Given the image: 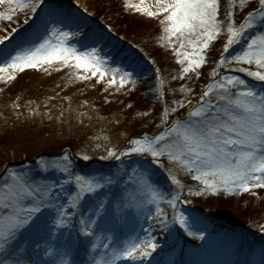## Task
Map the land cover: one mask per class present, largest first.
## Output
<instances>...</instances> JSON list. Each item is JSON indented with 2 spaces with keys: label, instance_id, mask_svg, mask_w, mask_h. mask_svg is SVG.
Masks as SVG:
<instances>
[{
  "label": "rangeland",
  "instance_id": "obj_1",
  "mask_svg": "<svg viewBox=\"0 0 264 264\" xmlns=\"http://www.w3.org/2000/svg\"><path fill=\"white\" fill-rule=\"evenodd\" d=\"M58 1L63 3L55 7L44 5L41 15L39 8L35 14L25 15L27 9L22 12L13 5L15 11H11L6 3L0 4V13L13 16L11 21L0 18V40L8 37L3 47L11 50L24 40L40 42L37 38L42 33L47 35L42 25L54 18L63 22V30L76 34L68 38V43L75 44L80 51L99 50L100 57L106 60L102 70H106L107 75L101 80L99 74L92 76L90 71L77 68L74 61L64 64L58 60L16 70L12 72L14 79L0 74V195L5 191V177H10L13 170L26 172L40 184L58 180L64 184L61 199L71 188L65 181L71 179L74 184L75 175L103 176L106 179L100 182L105 187L98 189L100 194H93L87 205L97 202L109 205V201L111 204L108 216L93 226L95 235L92 237L81 234L78 218L69 219L64 227L56 229L51 219L55 215L54 209L43 208L42 215L37 214L40 217L37 223L44 227L38 230L33 226L15 242L18 248L26 249L25 259L35 249L38 258L47 264H61V261L94 264L93 258L101 259L105 243L112 241L117 249H123L130 243L149 238L157 245L151 256L135 262L119 260L117 264H249L258 258L254 253L264 246V241L260 240L264 237L246 232L255 224L259 234L264 235V188H252L249 192H229L220 188L216 193L227 192L232 203L223 209L206 203L208 196L215 192L206 190L201 180L193 179L196 173L188 172L180 161L163 156L157 163L150 154L141 157L136 153L121 155V152L126 151L134 139L167 137V130L177 121L187 122L193 111H208L207 105L202 109L199 107L201 95L209 86L215 89L218 83H227L225 76H239L249 87L259 88L260 82L247 72L264 69H259L255 63L234 59L246 49L248 37L227 53L223 50L230 35L227 23L234 22L239 27L247 16L244 12L261 7L259 0H243V3L241 0H218V19L224 21L220 32L204 50L205 62L187 73L183 69L188 65L180 63L183 56L176 51L180 48V40L171 37L173 43H170L165 31L168 22L162 23L166 13L153 17L147 11H137L129 6L134 4L158 11L157 0H143V3L141 0ZM84 13L98 18L119 39L108 36V31L98 30ZM227 13L231 16L225 19ZM157 36L163 38V42ZM185 44L181 53L192 51L186 40ZM170 49L172 61L168 56ZM222 55L226 60L220 65ZM118 67L122 71L117 75V82L110 85L108 81ZM123 72L133 75L125 77L126 82L121 86L119 79ZM214 73L218 75L214 76ZM239 90L234 88L233 92ZM205 99L215 103L218 98L210 94ZM109 150L116 155L109 156ZM65 154L71 161L69 171L74 172L73 176L63 175L59 170L48 173L40 170L41 159L62 160ZM74 156L76 158H72ZM85 156L88 159H84ZM145 169L150 173L152 183L163 193L164 199L159 201L163 215L157 212L156 203L147 200L131 210L117 207L130 179L135 184L140 179L137 171ZM113 173L123 179L109 186L107 179L116 178ZM128 191L132 189L128 188ZM173 195L178 196L177 212L189 217V229L173 222V208L167 203ZM44 200L48 205L47 195ZM165 216L167 230L160 226V220ZM211 217L229 222L239 230L227 229L220 221L214 224ZM189 231L194 234L190 235ZM37 244L39 248H36ZM0 258H5L3 253ZM9 264H12L11 259Z\"/></svg>",
  "mask_w": 264,
  "mask_h": 264
},
{
  "label": "snow or ice",
  "instance_id": "obj_2",
  "mask_svg": "<svg viewBox=\"0 0 264 264\" xmlns=\"http://www.w3.org/2000/svg\"><path fill=\"white\" fill-rule=\"evenodd\" d=\"M241 2L243 3V0ZM4 3L11 11H15V8L22 12L27 9L28 11L24 13L27 15L35 14L43 0H0V4ZM259 4L261 7L248 12L239 27H236L234 22L227 23L230 35L227 37V43L223 45V50L227 53L232 46L240 44L248 37L246 49L242 55H237L234 59L248 64L255 63L259 69H264V31H261L264 29V0H259ZM129 6L136 8L137 11H147V14L153 17L166 13L162 23L168 22L165 31L169 34L170 43H173L171 37L180 40V48L176 51L183 56L180 63L186 62L188 65L183 69L185 73L205 62L203 52L208 49L209 43L216 39L224 22L218 19L220 15L218 0H157L158 11L134 4ZM230 16L231 13H227L225 19ZM0 18L11 21L13 16L0 13ZM62 24V21L49 19L44 27V33L47 35L42 33L37 38L40 42L24 40L11 50L3 47L7 36L0 40V74H7L9 79H14L12 72L16 70L23 71L25 68H35L42 63L58 60L64 64L74 61L77 68L90 71L92 76L99 74L103 80L107 75V71L102 70L106 60L100 57L99 50L89 48L80 51L75 44L68 43V38L76 34L63 30ZM254 32L260 34L256 35ZM185 40L192 51L181 53L180 49L186 47ZM225 60L226 57L222 55L219 64L223 65ZM121 71L119 67L113 70L112 78L108 81L110 85L117 82V75ZM132 75V72H123L119 79L120 85L125 84V77L131 78ZM213 75L216 76L218 73ZM247 75L260 82L259 88L249 87L239 76H225L227 83H218L215 89L209 86L201 95L199 107L202 109L207 105L208 111L191 112L187 122L177 121L167 130V137L145 136L132 140L121 155L136 153L143 157L150 154L157 163L160 157L168 156L172 160L180 161L188 172L194 171L196 174L193 179L201 180L206 190L211 189L213 192L220 188L229 192L236 190L249 192L252 188H264V71H248ZM234 88L240 90L233 92ZM210 94L218 98L215 103L205 99ZM162 141L166 142L161 143ZM108 154L116 155L111 150ZM84 159L88 157L85 156ZM70 166L71 161L67 154L62 160L39 161L42 172L59 170L68 177L74 175V172L69 171ZM145 173L146 169L137 171L140 179L135 184L130 179L117 207L131 210L139 202L147 200L148 203H156L157 212L163 215L159 207V201L164 199L163 193L152 183L150 173L147 175ZM113 176L116 178L107 179L109 186L118 184L123 179L122 176L117 177L115 173ZM105 179L103 176L86 178L75 175L74 184L71 179L65 181L71 188L69 194L61 199L64 184L58 180H53L51 184H40L26 172L17 173L13 170L10 177H5L3 184L5 191L0 195V253L5 257L0 258V264H9V259L12 264H47L38 258L35 249L25 259L26 249L18 248L15 243L23 232L33 226L38 230L44 227L43 224L37 223L40 219L37 214L42 215V209L45 207L54 209L55 215L51 219L56 229L64 227L67 220L78 218L81 234L85 237L95 235L93 226L98 224V220H104L108 216L111 202L109 201V205L97 202L89 206L87 201L93 194H100L98 189L103 190L105 187L100 181ZM128 188L132 191L129 192ZM45 195L49 198L48 205H45ZM167 203L173 208V222L189 229V217L183 212H177L178 196L173 195ZM160 226L167 230L166 216L160 220ZM189 234L194 233L189 231ZM203 235L201 232V238ZM36 248H39L38 244ZM103 248L105 251L101 259L93 258L94 264H117L119 260L142 261L144 257H149L156 251L157 245L149 238L139 243H130L123 249H117L110 241L103 244ZM254 257L258 258H254L249 264H264V246L254 253ZM61 264L67 262L61 261Z\"/></svg>",
  "mask_w": 264,
  "mask_h": 264
},
{
  "label": "trees",
  "instance_id": "obj_3",
  "mask_svg": "<svg viewBox=\"0 0 264 264\" xmlns=\"http://www.w3.org/2000/svg\"><path fill=\"white\" fill-rule=\"evenodd\" d=\"M87 15H88V13H87ZM89 19H91V22L96 23V25L99 28H101V29L105 28V26L99 20H97L98 18L96 19L94 17H89ZM108 31L111 33L110 29H108ZM111 34L113 35V37L119 39L118 36H116L115 34H113V33H111ZM230 201H231V199H230V196L227 192L219 191L218 193L215 192V193L209 195L206 203H210L211 205L214 204L216 206L222 207L223 209H226V208L230 207V205H232V203ZM249 232L255 233L258 237H261V238L264 237V235L259 234V231L255 228V224H254L253 228L251 225V227L249 228Z\"/></svg>",
  "mask_w": 264,
  "mask_h": 264
}]
</instances>
